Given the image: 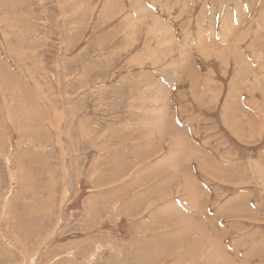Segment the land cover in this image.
<instances>
[{
  "label": "rangeland",
  "instance_id": "rangeland-1",
  "mask_svg": "<svg viewBox=\"0 0 264 264\" xmlns=\"http://www.w3.org/2000/svg\"><path fill=\"white\" fill-rule=\"evenodd\" d=\"M262 26L264 0H0V264H264Z\"/></svg>",
  "mask_w": 264,
  "mask_h": 264
},
{
  "label": "bare ground",
  "instance_id": "bare-ground-1",
  "mask_svg": "<svg viewBox=\"0 0 264 264\" xmlns=\"http://www.w3.org/2000/svg\"><path fill=\"white\" fill-rule=\"evenodd\" d=\"M142 10V9H141ZM178 19V18H177ZM263 28H264V26H262ZM223 36V35H222ZM225 42V41H224ZM226 43V42H225ZM211 49H214V48H211ZM206 51V50H205ZM213 51V50H212ZM212 51H210V52H212ZM217 51V50H216ZM220 51V50H219ZM206 53H208V52H206ZM204 55V54H203ZM216 55V57H217V54H215ZM226 61V60H225ZM262 69V68H261ZM262 76V75H261ZM236 77V76H235ZM238 121V120H237ZM241 127V126H240ZM258 129H259V127H258ZM258 166V165H257ZM262 168H263V166H262ZM255 170H257V169H255ZM258 172V171H257ZM215 240V239H214ZM208 256V255H207Z\"/></svg>",
  "mask_w": 264,
  "mask_h": 264
}]
</instances>
